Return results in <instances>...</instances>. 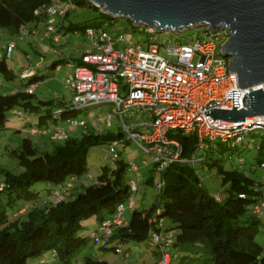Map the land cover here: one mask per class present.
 <instances>
[{"label":"trees","instance_id":"trees-1","mask_svg":"<svg viewBox=\"0 0 264 264\" xmlns=\"http://www.w3.org/2000/svg\"><path fill=\"white\" fill-rule=\"evenodd\" d=\"M70 1L75 7L94 8L87 0ZM48 2L0 0V28L16 34L26 25H36L44 19V15H35L34 10ZM100 16L108 19L102 12ZM87 26L98 27L100 22L92 25H64L62 20L57 25L61 34L76 30L82 32ZM5 57L4 54L0 55V75L12 79L14 74L9 70ZM55 62L52 61L51 66ZM72 62L78 63L79 59H65V63ZM42 77L37 73L29 75L27 71L25 76L19 77L22 81L20 89L0 93V128L4 125L6 114H11L12 109L21 113L16 116L34 119L36 128H47L42 125L47 116L57 126L67 118H73L78 110L86 109L74 110L70 104L66 106L57 99L53 102L52 98L37 99L36 104H32L34 93L25 89ZM167 135L179 142L180 158L185 161L171 162L159 172L162 186L156 192L154 202L142 210L132 209L126 215V223L115 227L107 241L100 244V248L115 252L117 243L147 239V220L155 216L167 219L172 224L167 229L176 228L171 246L187 251L186 257L180 258H186V262L182 261L181 264H264V248L254 240L260 219L249 211L262 192L261 182L237 167L223 168L216 160L207 157V153L198 155L199 161L205 162L209 168L215 167L222 184H228L224 196L215 200L202 187L195 168L188 160L195 158L198 149L206 147L211 152L217 145L224 147V143L214 141L198 147L193 134L172 129ZM122 136L120 127L103 131L89 129L76 137L51 141V147L41 155L36 154L30 138L21 139L16 156L23 171L15 174L0 168V183L3 184L0 189V264H25L27 258H39L46 250H51L57 261L51 264H69L70 258L82 244L88 239L95 241L90 233L96 228L87 237L76 234L80 222L94 216L98 224L114 212L118 203L126 202L130 196L124 179L127 163L118 156V152L117 158L112 161L113 166H102L94 181L83 185L81 191L63 194V199L57 202L52 201L50 192L69 177L78 178L85 173V157L90 146L104 145L107 149L108 143ZM261 154H264V148L259 143L255 156L259 163L263 162ZM205 158H209V161ZM151 177L148 175L144 183H151ZM35 182L49 185L44 197L30 189ZM21 208L24 211L17 213ZM8 209L10 215L6 213ZM150 247L158 255L155 248ZM38 262L46 263L43 259ZM77 264L110 263L84 255Z\"/></svg>","mask_w":264,"mask_h":264},{"label":"built area","instance_id":"built-area-1","mask_svg":"<svg viewBox=\"0 0 264 264\" xmlns=\"http://www.w3.org/2000/svg\"><path fill=\"white\" fill-rule=\"evenodd\" d=\"M75 8L70 0H49L48 4L34 10L35 15H44V19L30 28L22 27L16 34L18 39L28 32L35 33L38 24L43 26V36L52 42L59 40L61 33L58 23ZM151 33V30H147ZM219 31H206L204 37L170 42L166 46L167 56L159 54V46L164 44L149 38L142 46L139 42L127 41L120 33H112L101 26L84 28L86 47L77 56L78 63H70L71 70L63 78V83L71 91L70 105L74 110L91 106L110 104L113 111L106 112L104 123L110 126L113 114L120 120L122 138L107 144V154L111 161L117 158L116 145L119 142L133 140L141 151L149 156L142 160L143 165L151 164L160 172L169 163L185 161L180 158L179 142L167 135L175 129L184 134H193L198 147H204L214 141L222 142L228 147L241 144L244 136L253 131L262 132L264 139V115L245 117L243 121H224L213 119L210 114L204 115L209 109H231V98L226 99L228 90L238 91L237 106H241L243 93L251 88L236 86V74L230 72V57L223 56L220 46L213 41ZM225 40V36H224ZM221 45V44H220ZM14 47V42L6 44L4 55L7 57ZM27 71L20 74L25 76ZM35 84H30L25 90L32 92ZM11 114L21 115L15 109ZM135 115L142 122L133 121ZM98 119L100 116L96 115ZM124 118L128 123L124 121ZM85 120L67 118L62 124L48 128L30 127L28 136H45L53 142L68 137V132L76 126L86 127ZM259 143L256 144V151ZM191 161L194 158L189 159ZM244 164L238 159L237 166ZM133 172V179L126 181L130 196L124 203H118L110 216L103 218L90 236L100 244L107 241L111 231L126 223L124 210L133 206V193L138 192L139 168L132 162L127 163ZM264 168V161L259 163ZM235 167V166H232ZM69 177L50 192L53 202L63 199V194L70 187ZM3 184L0 183V189ZM162 180L159 178L154 189L159 191ZM262 188V187H261ZM215 200L220 198L213 195ZM43 200L42 202H44ZM264 208V188L258 199L250 206V213L259 216ZM21 208L17 213H22ZM147 239L150 246L158 253L155 264H170L176 257L170 252L174 238L169 229L164 227V219L151 216L147 220ZM119 248L115 253H120Z\"/></svg>","mask_w":264,"mask_h":264},{"label":"rangeland","instance_id":"rangeland-1","mask_svg":"<svg viewBox=\"0 0 264 264\" xmlns=\"http://www.w3.org/2000/svg\"><path fill=\"white\" fill-rule=\"evenodd\" d=\"M65 24L76 23L77 25H92L99 23L100 26L112 33H120L123 38L131 42H139L144 46L149 38H154V41L163 43L159 46L158 52L160 55L174 59L173 56H167L166 46L170 42L189 40L195 37H204L206 32L204 28H188L180 30L176 33L169 31H162L160 33H149L146 28L134 27L129 20L123 18L106 19L100 16V10L97 8L87 6H77L71 10L67 17L63 19ZM30 28V24L25 26ZM17 34H10L7 30L0 28V55L4 54L7 42L13 41L14 47L7 57L5 62L9 70L14 74L12 79H6L0 75V93L8 91L10 89H20L22 81L20 80V74L24 71H29V75L37 73L43 75L42 79L36 83L34 88V97L31 98V103L36 104L37 99H54L59 98L66 106L71 102V91L63 83V78L67 72L71 70L69 64L65 63V59L70 58L72 61L77 57L80 52L86 47L85 36L80 30L74 32H68L61 34L59 40L52 42L50 39L43 36V26L38 24L35 33H26L21 39L16 37ZM224 34L219 31V35L214 36L213 41L217 47L224 41ZM52 61H56L51 66ZM18 109V108H17ZM113 109L110 104L91 106L83 110H78L73 116L74 119H82L87 121L86 128L76 126L73 130L68 132V136H79L80 132L92 129L93 131H103L105 129H115L120 127V120L117 115L113 114L110 118L111 125L106 126L104 123L105 113L112 112ZM96 115L100 116L96 117ZM28 119V120H27ZM25 119L21 116L6 114V120L3 127L0 128V168L12 173H19L23 171V166L18 163L16 151L20 148L22 138H30L32 145L35 148L36 154L41 155L43 151L51 147V140L48 135L45 137L40 136H28L27 129L29 127H35L33 120L29 117ZM124 121L126 119L124 118ZM133 121L138 123L142 122V118L139 115H135ZM43 126L51 129L55 123L50 116L45 117ZM63 125V124H62ZM262 132L259 130L248 133L244 136V140L241 144H237L233 147H228L222 144L224 147L216 146L211 149V152L205 148L198 149L194 154L193 161L188 160V163L195 168L202 187L211 195H216L222 198L225 194V190L228 184H222L215 167L209 168L205 162L199 161L198 155L206 154L207 157L217 161L223 168H231L232 166L245 172L250 177L261 182V187L264 188V168L259 166V162L256 161L257 155L256 144L261 143L264 148V139L261 137ZM118 156L126 163L132 162L139 168V183L138 192L133 193V206L132 208L125 209L124 215H127L132 209L142 210L147 208L156 197V190L154 189L155 182L159 179V172L156 171L151 164H142V160H148L149 156L141 151L137 144L133 140H129L126 143H118L116 146ZM261 159L264 161V154ZM209 158H205L209 161ZM243 159L244 164L237 166L238 159ZM86 171L83 175L70 181L77 185L73 189V192L81 191L83 185H87L94 181L96 175L99 174L102 166L111 167L113 163L107 154V149L104 145H92L88 148L85 157ZM151 168V183H144L147 170ZM133 172L126 167L124 173V179H133ZM1 181V176H0ZM82 184V186H80ZM49 185L42 182H35L30 186V189L38 191L40 197L46 195V187ZM124 206H126L125 202ZM10 215L11 211H6ZM260 222L257 227L254 240L264 248V208L262 213L258 216ZM164 222L169 224L167 219ZM97 220L94 216L84 219L80 222V227L76 234L78 236H86L90 231L96 228ZM172 237L176 233V228L169 229ZM121 250L120 253H115L112 250H105L100 248L99 241H93L88 239L82 244L70 258L69 264H77L81 260L82 256L90 255L97 259H102L110 264H155V257L152 252V248L149 246L148 239L141 241H124L116 244ZM170 252H174L176 257L170 264H181L182 261L186 262L187 251L171 247ZM43 259L46 263H57L56 259L52 256L51 250L44 251L39 258L29 257L25 260V264H39L38 260ZM45 263V264H46Z\"/></svg>","mask_w":264,"mask_h":264},{"label":"water","instance_id":"water-1","mask_svg":"<svg viewBox=\"0 0 264 264\" xmlns=\"http://www.w3.org/2000/svg\"><path fill=\"white\" fill-rule=\"evenodd\" d=\"M109 19L123 18L134 27L151 33L178 32L188 28L204 31L223 30L220 45L223 56L230 57V72L236 74V86L249 89L236 108L238 91L228 90L231 109H209L213 119L243 121L245 117L264 115V0H87Z\"/></svg>","mask_w":264,"mask_h":264},{"label":"crops","instance_id":"crops-1","mask_svg":"<svg viewBox=\"0 0 264 264\" xmlns=\"http://www.w3.org/2000/svg\"><path fill=\"white\" fill-rule=\"evenodd\" d=\"M63 24L66 25L64 22H63ZM67 64H69V63H67ZM28 72H29V71H28ZM35 87H36V83H35ZM13 90H15V89H10V92L13 91ZM34 90H35V89H33V93H34ZM4 92H5V91H4ZM56 99H57L58 101H60L58 97H56ZM60 102H61V101H60ZM30 116H31V115H30ZM80 133H81V132H80ZM42 137H45V136H42ZM148 166H149V164H148L147 166H145V167H148ZM146 172H147V174H146L147 176H148V175H152V174H151V168L148 169ZM147 176H146V177H147ZM80 186H82V184H81ZM76 187H77V185H75V184L72 182V184H70V187L67 188V189L65 190L64 194H71V193H74V192H73V189L76 188ZM82 187H83V186H82ZM125 217H126V215H125ZM170 226H172L171 223L167 224V223L164 222V227H165V228H168V227H170ZM152 252H153V254H154L155 262H156V260H157V258H158V255L155 254V252H154L153 250H152ZM155 262H154V263H155Z\"/></svg>","mask_w":264,"mask_h":264}]
</instances>
